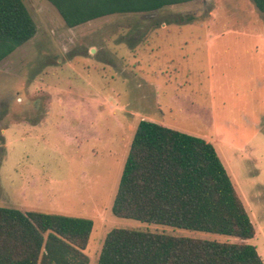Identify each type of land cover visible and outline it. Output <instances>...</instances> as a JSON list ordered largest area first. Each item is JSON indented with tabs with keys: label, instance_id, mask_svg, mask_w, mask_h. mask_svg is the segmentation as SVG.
Segmentation results:
<instances>
[{
	"label": "rangeland",
	"instance_id": "1",
	"mask_svg": "<svg viewBox=\"0 0 264 264\" xmlns=\"http://www.w3.org/2000/svg\"><path fill=\"white\" fill-rule=\"evenodd\" d=\"M24 2L37 32L0 62V206L93 220L89 264L114 228L240 241L114 214L137 126L152 120L215 145L264 260V12L254 1L193 0L75 27L48 0Z\"/></svg>",
	"mask_w": 264,
	"mask_h": 264
},
{
	"label": "trees",
	"instance_id": "2",
	"mask_svg": "<svg viewBox=\"0 0 264 264\" xmlns=\"http://www.w3.org/2000/svg\"><path fill=\"white\" fill-rule=\"evenodd\" d=\"M69 27L193 0H48ZM264 12V0H253ZM192 22L194 16L181 17ZM170 21V20H168ZM37 32L24 0H0V62ZM116 216L240 239L114 228L98 264H264L257 229L215 145L152 120L137 126L114 200ZM93 220L0 206V264H89Z\"/></svg>",
	"mask_w": 264,
	"mask_h": 264
},
{
	"label": "crops",
	"instance_id": "3",
	"mask_svg": "<svg viewBox=\"0 0 264 264\" xmlns=\"http://www.w3.org/2000/svg\"><path fill=\"white\" fill-rule=\"evenodd\" d=\"M220 137H222V139H223V141H224V143H225L226 145H230V146L233 145V144H231L232 142H229V141L226 140L227 137H229V136L226 135L225 133H224V134H220Z\"/></svg>",
	"mask_w": 264,
	"mask_h": 264
}]
</instances>
